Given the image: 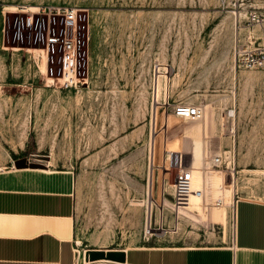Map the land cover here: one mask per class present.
<instances>
[{"label":"rangeland","instance_id":"rangeland-1","mask_svg":"<svg viewBox=\"0 0 264 264\" xmlns=\"http://www.w3.org/2000/svg\"><path fill=\"white\" fill-rule=\"evenodd\" d=\"M20 5L86 10L94 89L133 88L139 96L91 100L82 94L93 89L91 84L79 93L53 92L45 85L42 58L34 62L28 45L12 40V12ZM253 11L264 12V0H0V170L17 169L18 162L21 169L75 172L81 252L229 243L233 208L216 203L221 190L213 187L208 203L200 211L188 210L189 219L174 226L176 208L167 182L179 161L190 166L197 144L209 163L206 170H225L211 163L219 155L228 157V170L234 169L236 193L226 204L242 197L264 199V176L242 171L264 170V70H245L237 63L238 50L256 45L260 36L246 19ZM100 54L104 57L97 59ZM159 65L167 68L169 81L154 103ZM108 100L129 104L128 112L103 107ZM178 104L200 105L203 114L177 118ZM143 107L151 121L146 131L138 125ZM152 138L156 167L150 201L154 213L161 208L163 214L162 221L156 215L151 219L149 234L145 206ZM161 182L169 203L159 199Z\"/></svg>","mask_w":264,"mask_h":264},{"label":"crops","instance_id":"crops-1","mask_svg":"<svg viewBox=\"0 0 264 264\" xmlns=\"http://www.w3.org/2000/svg\"><path fill=\"white\" fill-rule=\"evenodd\" d=\"M135 56L137 54L134 53L133 57ZM100 57L103 58L104 55H97V59ZM93 83L95 84V75L92 71L93 89L82 92L84 97L89 95L91 100L139 96L138 90L133 88L95 90ZM53 92L69 94L55 90ZM102 104L114 111L120 110L122 114L124 108L128 112L130 107L124 102L113 105L109 100ZM93 105L96 114H99L98 104L93 101ZM101 110L106 116L104 122H107V109ZM144 110L145 107L138 125L146 131L149 124L151 128V121L148 122ZM97 117L98 115L95 116L96 119ZM96 123L99 124V120ZM7 169L9 170H0V264H78L74 221L75 172L49 166L46 170ZM248 174L245 173L244 176L247 177ZM251 176L250 174L249 177ZM260 187H254L255 191ZM262 196H257V199L237 198L233 210V234L227 244L142 246L114 251L124 252L125 262L122 264H264Z\"/></svg>","mask_w":264,"mask_h":264},{"label":"built area","instance_id":"built-area-1","mask_svg":"<svg viewBox=\"0 0 264 264\" xmlns=\"http://www.w3.org/2000/svg\"><path fill=\"white\" fill-rule=\"evenodd\" d=\"M85 11L58 5H20L12 12L13 42L27 44L26 51L34 62L42 58L45 85L55 91L79 93L90 87V22ZM246 19L250 25L259 28L260 36L256 39V45L238 50L237 63L245 70H264V12H249ZM202 114L200 105L178 104L173 109V115L180 119H197ZM227 158L219 155L213 157L211 163L214 167L224 168L225 172L234 173L233 168L228 170ZM173 178L172 204L176 209L186 207L193 194L192 171L179 161ZM104 263L117 264H87Z\"/></svg>","mask_w":264,"mask_h":264},{"label":"bare ground","instance_id":"bare-ground-1","mask_svg":"<svg viewBox=\"0 0 264 264\" xmlns=\"http://www.w3.org/2000/svg\"><path fill=\"white\" fill-rule=\"evenodd\" d=\"M42 66H43L42 71L45 73V66L43 63H42ZM166 71H167V68L162 65H159L155 69V74L153 75L154 90L152 91L154 103H158L159 99L164 95V93L167 90V81L169 80H168V77L165 75ZM156 109L157 107H153L152 124L157 122L158 112ZM153 141L154 139L152 138V141H151L152 145L150 149L151 152H150V157H149L150 170H149V182H148V200L145 206L146 207L145 233H149V234H150L149 230H151L150 228L151 219L155 217L156 215V219L162 221L161 219H162V214H163V210H161V208L158 209L157 213L155 214L153 210V202L150 201V199L152 198V194L154 193V190H155V189L153 190V181L155 180V170H153V167L154 168L156 167L154 164L155 151L153 147V144H154ZM207 164L209 165V163H205V153L202 147L196 144L193 148V152L191 153V163H190V166L188 167L191 169L192 175H193V185H192L193 194L190 196L188 205L186 207L176 209L175 217L173 218L174 226H176V221L178 222L187 221L189 219L191 212H189L188 210L200 211L203 208L202 206L208 203L209 198H210V191L212 190L213 187L216 190H221V195L223 198V199L216 198V203L220 202L218 204L222 203L223 206H231V208H233L234 210V203L233 205L232 203L226 204L224 201V200L227 201V199L232 198L233 193L236 191L237 183L235 182V180L233 181L234 173L232 171L225 172V171H219V170H206L204 167ZM242 171H245V172L251 171V173L260 174L261 176H264V170H247L246 169ZM227 177L228 178L230 177V180H228ZM165 184L161 182V185L158 188L159 199L161 200V202L168 201L165 197V190H164ZM167 188L171 190V196H172L173 189H174V182L168 181ZM168 203L166 202V204ZM78 244L79 242H77V245ZM85 252L86 251L81 252L78 249H76V259H77L78 264L88 263L85 260ZM99 262H107V261H99Z\"/></svg>","mask_w":264,"mask_h":264},{"label":"water","instance_id":"water-1","mask_svg":"<svg viewBox=\"0 0 264 264\" xmlns=\"http://www.w3.org/2000/svg\"><path fill=\"white\" fill-rule=\"evenodd\" d=\"M17 169L23 168L18 165V162L15 163ZM174 182V179L172 180ZM85 260L89 263H96L99 261H107L117 264H122L125 262V254L122 251L114 250H87L85 252Z\"/></svg>","mask_w":264,"mask_h":264}]
</instances>
